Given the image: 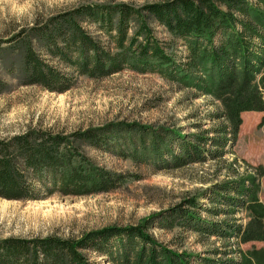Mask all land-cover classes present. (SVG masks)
<instances>
[{"label": "trees", "instance_id": "obj_1", "mask_svg": "<svg viewBox=\"0 0 264 264\" xmlns=\"http://www.w3.org/2000/svg\"><path fill=\"white\" fill-rule=\"evenodd\" d=\"M258 1L264 5V0ZM84 20L98 26L109 38L108 44L87 31L81 25ZM151 20L185 43L184 58L167 51V45L155 37ZM21 33L8 42H18L23 48L20 67L27 79L24 84L51 91H66L72 85L67 73L41 57L35 40L52 61L58 60L89 78H106L130 69L156 73L182 89L195 90L196 95L211 96L218 102L211 117L219 125L186 135L179 129H151L138 123L91 127L69 134L29 127L0 138V197L6 199L35 200L56 193L79 196L116 188L125 181L124 175L97 166L81 148L83 143L100 146L113 131L137 135L140 142L132 154L151 158L157 168L219 159L235 144L242 113L264 111V11L247 0H173L141 7L129 3L86 4L37 22ZM197 127L202 128L200 124ZM173 142L179 152L171 149ZM255 170L252 175L211 189V202L222 201L230 209L226 212L232 213L236 207L247 211V223L233 226L239 243L264 242V204L258 197L264 168ZM201 208L200 199L190 196L171 214H161L158 224L169 228L181 219L186 221L183 225L190 226L191 221L200 220L197 210ZM206 210L212 215L225 212L216 207ZM154 219L146 218L135 226L92 230L80 237L0 238V264H95L87 250L106 255L117 264H193V253L161 245L149 233ZM192 226L202 234L226 236L216 225ZM111 241L118 247V255L107 249ZM235 252L238 259L229 258L220 264H264V247L243 251L238 246ZM205 260V264H218Z\"/></svg>", "mask_w": 264, "mask_h": 264}, {"label": "rangeland", "instance_id": "obj_2", "mask_svg": "<svg viewBox=\"0 0 264 264\" xmlns=\"http://www.w3.org/2000/svg\"><path fill=\"white\" fill-rule=\"evenodd\" d=\"M167 1L173 0H0V138L19 134L29 127L69 134L91 127L138 123L151 129L175 128L186 135L219 125V121L211 117L218 104L211 96L196 95L195 90L182 89L156 73H138L130 69L106 78H89L58 60L52 61L48 54L41 52L35 40L34 47L41 57L67 73L72 85L66 91H51L37 84H24L27 79L20 67L23 48L18 42H8L37 22L82 5L129 3L141 7ZM247 1L264 11V5L258 0ZM81 25L108 44L109 38L98 26L86 20ZM151 27L155 37L167 45V51L174 52L177 58L185 57L187 48L182 40L154 20H151ZM21 34L27 36V33ZM33 38L36 37L33 35ZM242 117L238 138L224 156L179 168H157L151 158L134 156L132 151L140 142L137 135L113 131L107 133L100 146L83 143L82 151L97 166L124 175L125 181L110 191L88 195L56 193L26 201L0 197V238L80 237L109 226H135L155 216L149 233L161 245L193 253V264H205V259L218 264L229 258L238 259L235 252L238 246L243 251L264 247V242L259 241L239 243L234 236L233 226L248 221L245 209L236 207L228 213L230 209L225 203L210 200L211 189L216 184L252 175L256 167L264 168V111H246ZM199 124L202 128L197 127ZM170 146L179 152L175 142ZM259 180L258 197L264 204V175ZM190 196L201 201L202 208L197 210L200 220L185 226L186 221L179 219L172 227L162 228L158 224L160 215L171 214ZM212 207L227 214L212 215L206 210ZM198 223L219 226L226 236L192 230V225ZM113 242L107 249L118 255L119 249ZM87 254L95 264H117L93 250H87ZM254 264L259 263L255 261Z\"/></svg>", "mask_w": 264, "mask_h": 264}]
</instances>
